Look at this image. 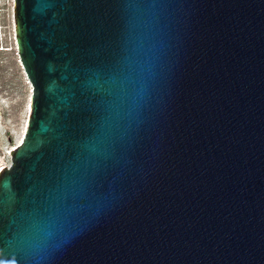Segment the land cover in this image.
Segmentation results:
<instances>
[{"label":"water","instance_id":"water-1","mask_svg":"<svg viewBox=\"0 0 264 264\" xmlns=\"http://www.w3.org/2000/svg\"><path fill=\"white\" fill-rule=\"evenodd\" d=\"M137 13L152 52L97 148ZM14 16L32 94L0 171V264H264V0H14ZM70 177L74 207L33 226Z\"/></svg>","mask_w":264,"mask_h":264},{"label":"rangeland","instance_id":"rangeland-1","mask_svg":"<svg viewBox=\"0 0 264 264\" xmlns=\"http://www.w3.org/2000/svg\"><path fill=\"white\" fill-rule=\"evenodd\" d=\"M31 94L15 38L14 0H0V171L24 137Z\"/></svg>","mask_w":264,"mask_h":264},{"label":"snow or ice","instance_id":"snow-or-ice-1","mask_svg":"<svg viewBox=\"0 0 264 264\" xmlns=\"http://www.w3.org/2000/svg\"><path fill=\"white\" fill-rule=\"evenodd\" d=\"M133 2H140V0H133ZM127 32L129 42L133 45L132 51L139 59H133L123 69V75L117 80H113L109 95L113 98L109 105L110 119L112 123L110 127H106L98 133L97 148H102L104 144L115 134L118 130L120 120L119 117L124 110L127 101L135 95V81L134 77L140 74V69L143 60L152 52V42L156 32V21L154 18L142 14L133 15L127 25ZM101 90H104V85H97ZM78 182L71 177L62 193V195L53 200L47 208L44 209V214H37L33 217V226L47 221L49 225L54 226L57 219L64 213L69 212L74 205L71 201L78 196ZM49 235L51 233L49 232ZM3 249L0 248V254ZM8 259L4 256L0 261Z\"/></svg>","mask_w":264,"mask_h":264},{"label":"bare ground","instance_id":"bare-ground-1","mask_svg":"<svg viewBox=\"0 0 264 264\" xmlns=\"http://www.w3.org/2000/svg\"><path fill=\"white\" fill-rule=\"evenodd\" d=\"M26 73V72H25ZM30 115V114H29ZM23 139V138H22ZM22 141V140H21ZM21 143V142H20ZM2 168V167H1Z\"/></svg>","mask_w":264,"mask_h":264}]
</instances>
